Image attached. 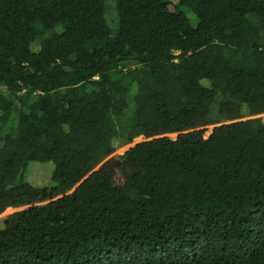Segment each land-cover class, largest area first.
Returning <instances> with one entry per match:
<instances>
[{"label": "trees", "instance_id": "16d2710c", "mask_svg": "<svg viewBox=\"0 0 264 264\" xmlns=\"http://www.w3.org/2000/svg\"><path fill=\"white\" fill-rule=\"evenodd\" d=\"M262 114L264 0H0V264H264Z\"/></svg>", "mask_w": 264, "mask_h": 264}, {"label": "rangeland", "instance_id": "374dc122", "mask_svg": "<svg viewBox=\"0 0 264 264\" xmlns=\"http://www.w3.org/2000/svg\"><path fill=\"white\" fill-rule=\"evenodd\" d=\"M171 2H173V3H175V4H177V2H178V0H170ZM191 23H192V25L194 26V27H196L197 26V23H198V20L197 19H195V18H193L192 17V19H191ZM260 119H262V121L264 122V114H262V115H259L258 116ZM247 119V118H246ZM170 137L171 138H174V137H176V135H170ZM143 141V139L142 138H136V139H134L132 142H126V141H124V140H122V139H119L118 141H117V148H116V151L109 157V158H107L106 160H109V159H111V158H113V157H118V156H122V155H124L127 151H129L131 148H133L134 146H136L137 144H139V143H141ZM105 160V161H106ZM101 165V164H100ZM100 165L98 166V167H100ZM97 167V168H98ZM42 174V177H43V180L45 181V183H47V182H49V180H50V177L48 176V175H46L45 173H41ZM77 187V186H76ZM76 187L74 188V189H72L70 192H69V194L70 193H72L75 189H76ZM27 207H20V208H9V209H7L3 214H1L0 215V220L1 219H3L4 217H7V216H9V215H12V214H14V213H16V212H19V211H22V210H24V209H26Z\"/></svg>", "mask_w": 264, "mask_h": 264}, {"label": "water", "instance_id": "95a60500", "mask_svg": "<svg viewBox=\"0 0 264 264\" xmlns=\"http://www.w3.org/2000/svg\"><path fill=\"white\" fill-rule=\"evenodd\" d=\"M257 118H259L258 116H254V117H250L249 119H257ZM246 120V119H245ZM225 124H229V123H225ZM223 125V124H222ZM214 127V126H213ZM107 161V160H106ZM106 161H104L101 165H100V167H98V168H96V170H94L93 172H95V171H97V170H99V169H101L102 167H103V165L106 163ZM92 172V173H93ZM88 177H86L85 179H87ZM84 179V180H85ZM79 186V185H78ZM77 186V187H78Z\"/></svg>", "mask_w": 264, "mask_h": 264}]
</instances>
